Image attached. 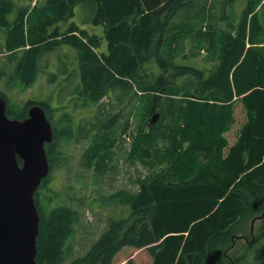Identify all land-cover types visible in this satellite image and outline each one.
<instances>
[{
	"label": "trees",
	"instance_id": "obj_1",
	"mask_svg": "<svg viewBox=\"0 0 264 264\" xmlns=\"http://www.w3.org/2000/svg\"><path fill=\"white\" fill-rule=\"evenodd\" d=\"M194 1L47 0L43 8L40 6L36 20L32 18L34 15L27 16L25 10H20L12 21L13 0H0V26L8 29V36H13L12 47L25 46L26 39L31 44V49L16 63L18 74L26 59L33 61L32 66L38 71L40 56L45 51H54L53 44L66 43L75 49L78 68L63 59L68 66L62 72L72 67L68 72L81 73L82 101L96 102L105 95L118 99L131 90L134 92L135 87L136 95L149 91L142 96L145 100L149 96V103L143 106L140 122L143 147L139 152L146 156L154 152L156 159L165 156L168 163L164 173L143 181L138 192L118 194L130 205L129 215L110 217L107 229L83 255L70 262L63 252V237L74 230L78 211L64 205L45 214L36 199L40 213L36 264H224L232 238L247 229L250 219L258 218H262V223L253 236L263 244L256 258L264 256V53L248 49L245 60L232 74L235 83H229L230 66L245 48L246 24L237 38L227 40L221 54L222 67L215 77L203 80L200 69L167 60L161 53L166 27L176 17L186 20L187 8L193 7ZM208 4L215 8L221 0ZM80 7L87 15L85 19L79 18ZM198 20L207 26L201 16ZM253 21L252 30L258 28L257 21ZM82 24L104 26L103 42L107 50L100 52L98 37L82 28ZM176 31L175 28L173 33L169 32L168 39L177 40ZM75 32L79 35H74ZM202 34L216 48L215 32L208 30ZM54 38L59 39L53 42ZM33 50L31 59L28 54ZM152 57L161 71L153 85L146 87L141 82V68ZM185 75L199 82L193 83L197 96L209 93L214 101L228 102L237 96L246 108L248 119L226 154L224 147L228 142L223 132L234 119L231 106L221 111L217 104L206 102L203 106L201 101L178 92L181 89L176 78ZM0 95L7 99L3 91ZM34 104L42 105L51 118L49 105L34 100L26 103L21 114L13 113L9 105L6 112L24 119ZM155 113L160 117L152 122L150 117ZM145 127L149 132H144ZM72 130L69 126L63 135L73 137ZM112 130L99 122L88 129L80 126L75 139L95 132L96 140L89 149L90 155L96 156L113 145ZM53 131V141L46 144L50 170L55 167L61 138L54 126ZM19 163L22 164L20 159ZM47 177L37 191L45 186ZM126 252L130 257L124 262Z\"/></svg>",
	"mask_w": 264,
	"mask_h": 264
},
{
	"label": "rangeland",
	"instance_id": "obj_2",
	"mask_svg": "<svg viewBox=\"0 0 264 264\" xmlns=\"http://www.w3.org/2000/svg\"><path fill=\"white\" fill-rule=\"evenodd\" d=\"M208 1L213 0H195L194 6L187 8L186 20L176 17L171 25L169 23L166 27L168 31L164 32L165 42L161 47V53L163 51V56L177 65L200 69L203 80L215 77L222 67L221 54L227 40L237 38L240 28L247 24L245 48L239 58L232 62L231 66L229 64L231 70L229 83L233 85L235 79L232 74L245 60L247 50L251 48L264 53V0H253V2L252 0H221V4L217 7L215 5V8H213L214 3L209 5ZM13 2L15 9L10 15L12 21L16 19L20 10H25L27 16L34 15L32 18L36 20L40 14L38 12L40 6L43 8L47 0H13ZM207 5L210 7L207 8ZM79 11V18L85 19L87 15L84 14L83 8L80 7ZM200 16L206 20L207 26L206 23L202 24L198 20ZM253 19L257 21L258 28L252 30ZM81 27L85 28L86 25L82 24ZM103 28L104 26L88 27L89 32L98 37L101 53L106 48L103 42L105 37ZM175 28L178 29L175 32L178 34L177 40L168 39L171 35L168 36V33H173ZM208 30L211 33L214 31L217 35L216 48L210 41L204 40L205 36L202 33H207ZM77 33L73 34L79 35ZM7 34L8 29L0 26V91L6 93L8 105L16 115L22 113L30 100L47 103L52 109L50 120L54 128L60 131L61 138L57 143L58 156L54 163L55 167L50 170L45 186L36 191L38 193L35 200H39L41 210L45 214L64 205L78 211L79 218L74 230L63 237V252L66 261L70 262L75 257L83 255L107 229L110 217L120 218L129 215L131 207L118 196L119 193L138 192L143 181L154 177L157 173H164L168 167L165 156L156 159L153 158L156 156L154 152H150L149 156L139 152L143 147L140 145L143 106L149 103V96L146 100L142 96H147L149 91L146 94L140 91L136 95L134 92L138 88L135 87L134 92L131 90L128 95H120L118 99H111L105 95L96 102L82 101L79 96L82 88L81 73L68 72L72 67L62 72L68 64L76 65L78 68L74 48L66 43L53 44L56 45L54 51L50 53L45 51L43 56H40L37 63L38 71L34 70L33 61L26 59L18 74L16 63H19L25 51L31 49V44L29 39H26L25 46L12 47L15 40L13 42V36L9 35V37ZM58 39L54 38L53 42ZM57 50L61 52L58 53ZM34 51L28 54L29 57L31 55V59ZM63 59H67L68 64H65ZM150 60L152 61L141 68L143 73L141 82L145 83L146 87L153 85L161 71L154 57ZM169 70L171 69H167ZM176 80L177 87L181 89L178 92L186 93L187 98L192 100L201 101L203 106L206 102L214 103L221 107V111L227 105L231 106L234 119L223 132L228 142L224 147L226 154L238 140L241 127L248 119L244 105L239 102L237 96L229 102L214 101L209 93L197 96L193 83L199 82L190 76H179ZM117 92L120 93L119 90ZM97 122L112 127L113 145L107 149V152L101 150L98 155L91 156L89 148L96 140L95 132L89 133L88 137L82 139H75V135L80 126L88 129ZM69 126L73 128L74 135L70 138L63 135ZM144 132H149V129L145 127ZM261 223L262 218L250 219L246 229L248 233L246 230L237 232L226 250L228 256L224 264H264V256L256 258L263 241H257L253 236ZM140 256L142 254H139ZM129 257L130 254L126 252L122 260L125 262Z\"/></svg>",
	"mask_w": 264,
	"mask_h": 264
},
{
	"label": "water",
	"instance_id": "obj_3",
	"mask_svg": "<svg viewBox=\"0 0 264 264\" xmlns=\"http://www.w3.org/2000/svg\"><path fill=\"white\" fill-rule=\"evenodd\" d=\"M6 110L7 99L0 95V264H36L35 193L50 173L45 145L53 141V125L39 104L30 106L24 119L11 118ZM159 117L155 113L151 121Z\"/></svg>",
	"mask_w": 264,
	"mask_h": 264
},
{
	"label": "crops",
	"instance_id": "obj_4",
	"mask_svg": "<svg viewBox=\"0 0 264 264\" xmlns=\"http://www.w3.org/2000/svg\"><path fill=\"white\" fill-rule=\"evenodd\" d=\"M86 25V27L85 28H88V27H99V26H93V25H90V24H85ZM87 25H88V27H87ZM105 46H106V43H105ZM105 50H107V48H105Z\"/></svg>",
	"mask_w": 264,
	"mask_h": 264
}]
</instances>
